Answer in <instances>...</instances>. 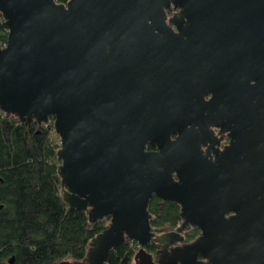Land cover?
I'll list each match as a JSON object with an SVG mask.
<instances>
[{
	"label": "water",
	"instance_id": "obj_1",
	"mask_svg": "<svg viewBox=\"0 0 264 264\" xmlns=\"http://www.w3.org/2000/svg\"><path fill=\"white\" fill-rule=\"evenodd\" d=\"M0 14V111L53 118L63 202L109 219L59 264H105L126 242L134 264H264V0H0ZM153 197L179 207L173 231L152 229Z\"/></svg>",
	"mask_w": 264,
	"mask_h": 264
},
{
	"label": "trees",
	"instance_id": "obj_2",
	"mask_svg": "<svg viewBox=\"0 0 264 264\" xmlns=\"http://www.w3.org/2000/svg\"><path fill=\"white\" fill-rule=\"evenodd\" d=\"M65 4L68 0H55ZM8 29L0 14V48ZM59 138L53 118L39 127L23 124L0 111V264H59L85 257L92 238L109 223H91L85 211L68 207L62 200L56 153ZM148 145V149H152ZM148 211L156 232L173 231L180 225L179 207L153 197ZM199 235L198 229L184 233L186 243ZM139 247L126 242L114 248L105 264H134ZM146 251L155 255L156 245Z\"/></svg>",
	"mask_w": 264,
	"mask_h": 264
},
{
	"label": "flooded vegetation",
	"instance_id": "obj_3",
	"mask_svg": "<svg viewBox=\"0 0 264 264\" xmlns=\"http://www.w3.org/2000/svg\"><path fill=\"white\" fill-rule=\"evenodd\" d=\"M173 13H175V11L171 8L170 10L167 11V17L168 18H171L173 16ZM206 99H208V97ZM219 130H220L219 128H212V131L216 135V138L217 139L220 138V135H217V133L219 132ZM223 135H224V138L220 140L219 147H218V150L221 151V152L223 151L224 146H227L228 143L230 142L229 136H226L227 135V132H224ZM172 138H175V136H173ZM206 148H207L206 146L203 147L202 148L203 151H205L204 149H206ZM215 148H217V145L215 146ZM147 150L148 151H155L156 148H155V146H153L152 149H148V146H147ZM156 251H157V248H156Z\"/></svg>",
	"mask_w": 264,
	"mask_h": 264
}]
</instances>
